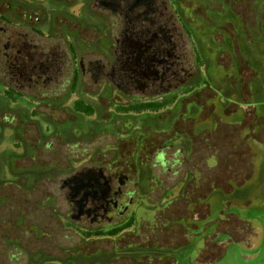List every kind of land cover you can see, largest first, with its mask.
<instances>
[{"label": "flooded vegetation", "instance_id": "af4514ba", "mask_svg": "<svg viewBox=\"0 0 264 264\" xmlns=\"http://www.w3.org/2000/svg\"><path fill=\"white\" fill-rule=\"evenodd\" d=\"M37 1L16 0L17 20L10 26L13 35L1 27V60L12 61L15 74L14 99L8 100L18 109L11 119L17 158L25 157L36 170L32 191L15 188L24 193L26 201L39 186L43 189V196L35 195L32 224L39 227V237L47 240L48 228L62 216L82 231L101 233L84 240L100 244L94 250L95 264H177L178 257L191 260L206 255L209 245L213 246V231L207 233L210 226L217 225V230L219 222H224L223 231L227 236L231 232L225 217L214 224L206 222L213 188L210 178L206 186L197 185L201 181L197 173H203L196 162L190 184L172 186L168 201L161 195L152 204V218L142 222L136 218V196L141 190V197L150 201L157 186H147L145 192L140 188V167L124 172L112 164L93 162L74 171L71 163L98 158L87 144L105 138L112 141L106 145H118L129 135L139 143L138 156L133 155L131 161H151L152 168L160 167L163 172L180 165L182 154L197 161V134L195 128L182 130L183 117L189 114V119H194L197 111L192 105L197 102L193 97L204 88L217 95L222 109L229 106L228 98H241L245 68L243 57L233 46L245 31L246 0H90L89 4L87 0H56L48 6L46 24L38 23V10L33 8ZM225 8L237 22L224 20ZM8 22L1 16V24ZM203 31H207L205 38ZM40 39L45 40V47L37 45ZM221 60L228 62L220 64ZM212 61L220 71L214 73ZM230 62L237 66L231 83ZM186 98L192 99L191 107L182 105ZM3 99L7 100L1 95ZM23 101L35 102V106L25 111ZM230 103L240 108L239 102ZM86 119L94 120V125L84 128ZM243 120L244 116L236 123L239 129H244ZM204 140L207 147L213 145ZM80 147V158L72 161ZM229 193L232 190L225 194ZM58 199L62 200L60 209L66 207L55 215L53 203ZM13 208L17 228L13 241L17 242L28 233L22 232L19 224L25 209L21 205ZM200 215L203 218L199 219ZM62 219L57 225H62ZM198 221L204 225L199 226ZM239 232L234 236L239 237Z\"/></svg>", "mask_w": 264, "mask_h": 264}, {"label": "rangeland", "instance_id": "374dc122", "mask_svg": "<svg viewBox=\"0 0 264 264\" xmlns=\"http://www.w3.org/2000/svg\"><path fill=\"white\" fill-rule=\"evenodd\" d=\"M55 1L38 0L35 3L33 8L38 10L39 24H46L49 12L48 6L54 4ZM15 2L16 0H0V85L3 88L14 87L15 74L10 63L12 61L1 60V27L13 35L14 29L10 26L17 20L14 11ZM86 3L89 4L90 0H87ZM245 3V31L240 33L237 44L233 46L234 51H238L244 59H242V64L245 68V87L241 98L239 100L228 98L229 106L224 109H222L217 95L215 96L212 91L206 88L198 96L193 97V100L197 102L193 105L191 103L192 99H183V106L188 105V107H191L190 105H192V110H194L196 105L197 114L194 119H189V114L184 115L181 126L182 130L186 132H190V129L193 131V128H195L194 131L197 134V161H194L190 154L186 156L182 154L180 165L176 164L169 172H163L160 167L152 168L151 161H131V157L139 153V143H135L136 138L129 135L124 137V140L118 145H106V143L112 144V141L105 138H102L97 144H87L85 147L88 146L90 150L95 151L98 158L94 161L85 160L84 162L80 161L81 163L79 161L71 163L72 168L75 167L74 171H79V166L85 165L84 168H86L93 162L105 166L112 164L113 167L122 168L124 172H132L135 167H140L142 172V178L139 179L140 188L144 192L147 186H157V189L152 190L150 201L142 198V191H139V196H136L139 205L136 214L137 222L152 218L154 213L153 202H158L161 195L165 197L164 202L168 201L167 196L172 195L170 194L173 191L172 186L178 182L181 183L178 187L189 185L186 177L192 175V169L195 167L194 162L197 163V168L207 178L210 175L215 191L208 197L211 209L206 222L214 224L219 218L225 217L229 219L225 223L228 224L229 232L233 235L229 234L227 236V233L223 231L224 222H219L217 230V225L215 228V225L210 226L207 233L213 231V240L211 241L213 246L209 245L206 255L203 254L202 257H194L191 260L183 258V256L178 257L177 264H264V124L257 122L258 120L264 122V0H246ZM219 8L216 7L215 10ZM228 12V9L225 8L224 20L237 22L236 18ZM1 16L9 20L6 25L1 24ZM213 19L220 20L221 18L213 17ZM226 30L229 31L230 29L226 28ZM226 30L221 31V33L225 34L224 31ZM203 32H201V36L205 38V32L207 31ZM219 37L222 36L219 35ZM37 45L45 47L46 42L40 39ZM227 48L233 53L230 44L227 45ZM227 62L221 60L220 64ZM232 62L229 63V65H233L228 70L229 82L232 81L235 75L237 76V66L235 67ZM211 64L215 66L214 73L221 70L217 68L215 61H212ZM217 79L220 81L221 78ZM218 85L221 86L222 82H219ZM233 101L239 102L240 108L237 109V105L230 103ZM21 105H23L25 111H28L35 106V102L23 101ZM234 110L235 112L232 113ZM200 111L202 113H198ZM16 113H18L16 106L8 99L1 100L0 96V264H33L35 262L36 264H44L50 259L61 262L67 258L79 259L83 264H92L91 262L96 260L94 250L100 244L97 245L93 242L85 243V245L81 244L76 236L77 228L72 225L74 224L72 221L65 222V217L61 216L60 218H63L61 220L62 225H57V220L60 218L54 219V224L48 228L50 237L47 240L41 239L39 237V227L32 225L35 222L36 204L34 203L37 201L35 195L36 193L37 196H43L44 194L41 192L43 190L41 189L42 186H39V190L34 192L32 199L26 201L23 200L24 193L15 188L18 186L22 191H32L34 171H36L34 165L25 157L17 158L19 152L15 145L14 122L11 120ZM3 115L6 116V120H3ZM243 116L244 129H239L236 123L240 122ZM84 123H86L84 128H87L93 126L95 121L86 119ZM1 127L5 129H1ZM250 128H253V130H250ZM83 130L85 131V129ZM128 131L132 132V130ZM138 132L142 131L138 130L135 133ZM255 135L263 141L255 140L253 137ZM206 138L209 144L217 146V151L212 149V145L207 147L203 143ZM81 150L82 147L79 148L74 157L81 153ZM214 153L216 155H213ZM103 155H105L104 159L102 158ZM74 157L71 158L72 161L79 159L80 154L76 159ZM15 159H19V162ZM245 167L247 168L246 173L251 171L250 177L243 183V179L240 177H245ZM54 174H58L56 170H54ZM231 176L234 177L230 178L234 182L230 184L228 178ZM199 177L197 173V178ZM184 181L186 182L184 183ZM240 183L241 185L237 187ZM237 189L241 191L240 195ZM229 190H232V193L225 194ZM238 195L240 199H238ZM197 197L199 199L201 193L197 194ZM141 201H144L146 205H142ZM19 202L21 204H18ZM61 202V199H58V202L54 200L55 215L58 211L65 212L66 206L60 209L62 207ZM14 205H21L25 209L23 212L25 217L23 215L19 220V224H21L22 232L26 230L28 233L17 242L13 241L17 233V228L14 225L16 218ZM175 208V206L172 207L171 211ZM145 211H149V213L146 214ZM181 212V216L184 217V210L181 209ZM172 213L171 218H173ZM25 218H27V221H25ZM142 218L143 220H141ZM166 218H168L167 215ZM200 218H203L202 215L199 216ZM203 221H198L197 224L202 226L204 225ZM238 230L241 235L235 237L238 236V233H236ZM35 233L37 235H34ZM16 244L17 247H12ZM74 249H77L76 254H74ZM78 251L79 253H77ZM9 252L16 255V260L13 259L8 262L7 254ZM71 255H75L76 258Z\"/></svg>", "mask_w": 264, "mask_h": 264}, {"label": "trees", "instance_id": "16d2710c", "mask_svg": "<svg viewBox=\"0 0 264 264\" xmlns=\"http://www.w3.org/2000/svg\"><path fill=\"white\" fill-rule=\"evenodd\" d=\"M3 96V97H5V98H7V99H11V100H13L14 99V90H13V88H11V87H1V85H0V96ZM258 123H262V124H264V122L261 120V121H257ZM256 122V123H257ZM251 129V128H250ZM251 130H253V128L251 129ZM254 138H258L259 139V137L258 136H253ZM257 139V140H258ZM217 147V146H216ZM215 147V144L214 145H212V149L214 150H216L217 148ZM188 150V147H187V149H186V151ZM217 151V150H216ZM246 152V151H245ZM246 154H247V152H246ZM213 155H216V153H214ZM218 166H219V162H218ZM246 171H247V168L245 167V172L244 173H246ZM251 171V170H250ZM250 171H248L247 173H246V175H245V177L244 176H242V177H240V178H242L243 179V183L245 182V180H247L249 177H250ZM204 175V174H203ZM244 177V178H243ZM186 178H188L187 180L188 181H190L191 180V175H187V177ZM208 178H211V176L209 175V177ZM230 178H234V177H229L228 178V180H229V182H230V184L231 183H233L234 182V180H232V179H230ZM199 179L201 180H199L200 182H197V185L198 186H200V185H204V186H206V179H207V177L204 175V177L203 176H200L199 177ZM186 180V179H185ZM186 180V181H187ZM186 181H184V182H186ZM208 181H210L211 182V186H212V188H213V191H215V189H214V187H213V182H212V179H208ZM199 183V184H198ZM242 183V182H241ZM241 183L239 184V185H237V186H240L241 185ZM188 184H190V183H188ZM76 234L79 236V238L82 240V241H80L81 242V244H83V245H85V242H84V240H89V239H94V237L96 236V235H99V234H101V233H99V232H94V231H90V230H87V231H82V230H80V229H78L77 228V230H76ZM102 232V234H110V232H103V231H101ZM86 243H88V241H86ZM17 245V244H16ZM16 245H13L12 247H17ZM11 247V246H10ZM77 251V249L75 250L74 249V252H76ZM73 252V251H72ZM16 255H12L11 254V252H9L8 254H7V259L9 260L8 262H11V260H16V257H15ZM71 256H75V255H71ZM81 257V256H80ZM74 258H76V257H74ZM51 263H54V264H83V262H81L79 259H72V258H67V259H64V260H62L61 262H57L56 260H49ZM92 264H95V261H92L91 262ZM33 264H36V262L35 263H33ZM38 264V263H37Z\"/></svg>", "mask_w": 264, "mask_h": 264}]
</instances>
